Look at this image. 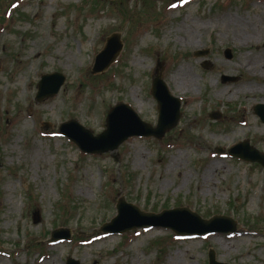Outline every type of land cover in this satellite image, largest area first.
I'll return each mask as SVG.
<instances>
[{"label": "rangeland", "instance_id": "1", "mask_svg": "<svg viewBox=\"0 0 264 264\" xmlns=\"http://www.w3.org/2000/svg\"><path fill=\"white\" fill-rule=\"evenodd\" d=\"M117 33L120 56L94 72ZM247 37L252 45L242 48ZM262 61L264 0H0V264H210L211 254L220 264H264V168L228 154L243 142L264 154V123L253 110L264 105L255 92L264 80L246 71H261ZM158 65L182 112L160 141L129 137L92 155L59 134L76 121L97 137L119 104L156 126ZM55 73L65 78L60 91L37 102L42 76ZM120 117L113 135L131 129ZM121 199L155 215L186 208L205 220L225 216L238 228L200 234L208 229L183 220L194 234L182 237L138 227L124 211L117 226L136 228L105 234ZM56 231L70 236L54 241Z\"/></svg>", "mask_w": 264, "mask_h": 264}, {"label": "water", "instance_id": "2", "mask_svg": "<svg viewBox=\"0 0 264 264\" xmlns=\"http://www.w3.org/2000/svg\"><path fill=\"white\" fill-rule=\"evenodd\" d=\"M122 48L123 43L121 41L120 34H114L108 38L104 50L96 58L94 72L102 73L106 71L119 56ZM204 55L205 54L203 52L196 53V56ZM226 56L231 58L230 51L226 52ZM163 70L164 66H157L152 82V94L156 99L159 108V120L157 127H152L151 125L143 122L129 106L119 104L117 107L109 111L107 117V129L103 132V134L94 137L89 130L79 125L76 121L64 123L61 126V134L76 143L83 152L89 154H103L107 149L108 151H115L121 142L133 136L155 137L158 140H161L167 132L176 127L181 117L180 100L170 95L166 84L163 81ZM64 82V76L58 73L43 76L38 84L36 101L42 102L48 98L54 97L58 94ZM255 110L264 120V107H257ZM118 117L125 121V123L123 121H118L119 123L125 126H130L131 129L124 130L122 134L117 136L113 135V132L110 133V126L111 122H114V120ZM72 126L78 131L81 138L75 139L73 135L70 134L69 129ZM108 138H111V142L109 144H107ZM230 154L232 157H236L247 162L259 163L264 167V154L250 147L247 143L238 144L230 151ZM117 211L119 213L118 217L112 220L111 223L105 225L102 229L103 232L121 234L136 228L133 224H128L124 228H119L117 226L126 216V214L123 215L124 211H129L128 213L131 215L130 218L134 217L141 220L138 227L142 228L148 225L158 226L171 229L178 235L194 234L193 231L187 230L185 222L199 224L200 226L208 229L206 231L196 232L200 234L206 232H221L219 227L223 226L225 227L223 233L233 232L238 228L237 223L229 217L215 216L210 220H203L196 213L186 208L165 211L161 214L155 215L141 212L138 208L127 204L124 199H121L117 205ZM183 220H185V222ZM69 236L68 231H56L52 235V240L68 239ZM67 264L80 263L73 259H69ZM210 264H220L216 262L213 254L210 255Z\"/></svg>", "mask_w": 264, "mask_h": 264}, {"label": "bare ground", "instance_id": "3", "mask_svg": "<svg viewBox=\"0 0 264 264\" xmlns=\"http://www.w3.org/2000/svg\"><path fill=\"white\" fill-rule=\"evenodd\" d=\"M222 22L224 23V21L222 20ZM226 24H227V26H235L234 24H236V29L237 28H240V27H242V24L241 23H239V21L236 19V22H235V20H233V19H229V20H227L226 22H225ZM238 30V29H237ZM195 32H197V31H195ZM197 34V33H196ZM194 36H192V38H191V40L190 41H187L188 43H189V45L190 46H192V44L193 43H195V38H193ZM193 40V41H192ZM251 40V38H249V37H247L246 39H242V41H241V44H240V46H242V48H248L249 46H251L252 44H250V43H252L253 41H250ZM249 55H251V53H249L248 55L246 54L245 56L246 57H249ZM252 56V55H251ZM250 56V57H251ZM245 57V58H246ZM260 68H262V70L261 71H259V72H254L253 70H254V67H252V68H247V72L251 75V77L252 76H259V78H261L262 80H264V61H262V63H259V65H258ZM239 67H242L241 65H239ZM177 74L178 75H180V76H182V75H186V74H188V77L190 76V74H189V71L187 70V71H184L183 72V70H181V68H179V72H177ZM254 90V89H253ZM252 90V91H253ZM250 90H243V91H241L242 93H244V92H249ZM240 91H238V90H236V94L237 95H239L240 93H239ZM255 92H257L259 95L258 96H262V95H264V89H258V90H255ZM247 94V93H246ZM257 107H264V105L263 104H260V105H257ZM254 113H255V115L258 117V114H257V112H256V110L254 111ZM261 118H262V116H261ZM262 121L264 122V120L262 119ZM180 158L178 157L177 159H175V160H172V161H176V162H179L180 160H179ZM215 167V166H214ZM211 168V167H210ZM211 171V170H210ZM208 174H210V172L207 170L205 173H204V180L207 182L208 180H209V176H208ZM52 261V260H51ZM49 261V262H47V264H55L54 263V261ZM168 264H173V262L172 261H169V263Z\"/></svg>", "mask_w": 264, "mask_h": 264}, {"label": "flooded vegetation", "instance_id": "4", "mask_svg": "<svg viewBox=\"0 0 264 264\" xmlns=\"http://www.w3.org/2000/svg\"><path fill=\"white\" fill-rule=\"evenodd\" d=\"M222 116L220 115V117H217V118H221ZM223 119V118H222Z\"/></svg>", "mask_w": 264, "mask_h": 264}]
</instances>
